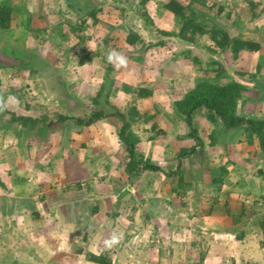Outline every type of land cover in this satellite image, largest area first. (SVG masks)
Here are the masks:
<instances>
[{"label": "rangeland", "instance_id": "rangeland-1", "mask_svg": "<svg viewBox=\"0 0 264 264\" xmlns=\"http://www.w3.org/2000/svg\"><path fill=\"white\" fill-rule=\"evenodd\" d=\"M168 1L13 0L21 8L17 19L28 18L30 25L0 31V101L31 117L54 119L61 112L86 119L99 109L107 116L80 128L79 134L87 132L80 142L76 120L65 121L66 129L46 128L0 111V172L16 185L0 186L8 191L0 204L18 203L0 213V264H92L91 253L109 264H264V153L258 139L224 129L203 107L199 112L216 130L194 120L202 143L178 156L196 141L174 106L200 78H230L249 86L238 113L264 118V0H252V8L249 0L192 3L202 20L230 37L259 42L258 50L241 49L235 57L215 46L207 31L191 42L167 34L178 31L164 7ZM89 9L97 11L96 22ZM128 32L138 37L135 44L126 42ZM11 48L20 55H11ZM188 49L192 54L185 58ZM110 51L126 57V66L118 67L115 56L109 62ZM82 56L89 58L80 64ZM254 81L262 87L250 86ZM136 88L151 93L140 96ZM132 105L141 114L131 124L137 151L160 171L126 170L117 134L121 120L112 114L127 115ZM177 165L180 172L169 175ZM17 173L22 176L16 182ZM182 182L186 190L179 189ZM82 189L87 194L75 204ZM114 235L119 242L109 246Z\"/></svg>", "mask_w": 264, "mask_h": 264}, {"label": "trees", "instance_id": "trees-1", "mask_svg": "<svg viewBox=\"0 0 264 264\" xmlns=\"http://www.w3.org/2000/svg\"><path fill=\"white\" fill-rule=\"evenodd\" d=\"M148 0H140L142 6ZM191 3L186 6L181 5L176 0H169L165 4V8L170 10L176 18L178 24L177 32H166L167 34H177L180 39L191 42L194 41V36L199 33L208 32L210 38L213 40L215 46L219 47L221 50H227L228 48L233 52L234 57L237 52L241 49L245 50H258L259 42L254 39H245L241 35L236 37H230L229 34L221 27H214L213 24L210 25L207 21L202 20L198 15V11L193 9L192 3L196 2L201 4L205 0H190ZM252 0L248 1L250 8L254 6ZM81 9V8H80ZM20 6L13 3V0H0V31L2 32H12L15 28H29L30 20L27 18L26 22L21 18L17 19V14L20 12ZM222 7L219 6L218 11H221ZM88 16L92 18L94 22L97 21L95 9H89L86 11ZM145 15V18L148 17L146 11L142 15ZM257 13L252 12L251 16H256ZM135 33L128 32L126 35V42L129 44H135L137 41ZM1 40V39H0ZM2 41V40H1ZM107 42V39H105ZM7 44V43H6ZM8 46V45H4ZM9 49V46H8ZM12 50V48H11ZM10 54L18 57L20 54L15 51H10ZM183 56L186 58L189 55L191 56L192 51L190 49L182 51ZM89 57L82 56L79 59V63H85ZM193 62L199 64L200 60L198 57H193ZM216 64V61H212ZM1 66V65H0ZM262 64L257 65V72L260 73ZM220 74L225 75V71L220 72ZM104 84V83H103ZM103 84L101 87H103ZM253 88H261L262 85L260 82L249 83ZM122 87L126 91L132 90L131 86L123 84ZM249 86L245 83L237 82L228 78L225 83H219L214 79L209 78H200L195 85L188 89L180 99L174 101V106L177 109L178 115L183 116L186 124L190 128L188 136H191L195 139V144L189 147L188 149H182L179 152L178 156L194 153L197 146L202 143L201 137L197 134L196 128L193 126L192 119L193 113L201 108H206L213 118L217 117L221 122V125L224 126L226 130H237L242 129L246 134V139L252 141L253 138L258 139L260 148L264 153V118L256 117H246L238 113V106L240 98L243 91H246ZM264 89V88H263ZM101 90V89H100ZM98 91L95 97L93 98L95 103L99 102V98L102 96V91ZM134 92L138 93L140 96H147L151 92L143 89L136 88ZM263 95V96H262ZM261 96L264 97V90L261 91ZM250 99L249 97H247ZM0 111H4L11 115V120L15 122H20L24 125L35 126L41 123V126L46 128L55 127L56 125H61L67 120H76L78 126H88L94 123L97 120H100L103 117H106L107 114L101 109L93 111L90 117L84 119L80 117H73L70 114L66 113H57L56 118L49 119L48 116L42 117H31L24 115H17L14 111L10 110L7 105L0 101ZM112 115L117 116L121 120V126L118 129V137L120 138V149L127 156L126 161V170L130 173H137L139 169L150 170V171H160L161 167L155 162L144 159L142 154L137 151V143L139 137L131 129V124L136 120V118L141 119V114L136 110L135 106H130V112L126 115L122 111L113 113ZM146 118H153V114H148ZM137 119V120H138ZM218 140V139H217ZM179 165V164H178ZM177 168L173 171L168 172V174L173 175L177 172H180ZM180 179V178H179ZM217 180V179H216ZM181 182V181H180ZM186 183L182 182L179 186V189L186 190ZM89 260L97 264H109V260L105 259L102 255L89 254Z\"/></svg>", "mask_w": 264, "mask_h": 264}, {"label": "crops", "instance_id": "crops-1", "mask_svg": "<svg viewBox=\"0 0 264 264\" xmlns=\"http://www.w3.org/2000/svg\"><path fill=\"white\" fill-rule=\"evenodd\" d=\"M126 92H128L129 93V91H126ZM178 99H180V98H178ZM177 100V99H176ZM199 110H201V109H198L197 111H195L194 113H193V119H192V123L194 122V120H200V119H202V121H204V125L205 126H207L208 128H209V131H213V130H216V127L214 128L213 127V125H212V123H211V121L209 120V119H207V117L209 116L208 114H202V113H200L199 112ZM244 110H246V109H244ZM196 112H198L197 113V115L196 116H194L195 114H196ZM95 122L94 123H92L91 125L92 126H95ZM91 125H88V126H91ZM56 126H60V128L61 127H65V129H66V127L67 126H69L68 124H61V125H56ZM80 128H83V129H85V127L84 126H78L77 127V129H76V132H77V134H76V137H78L77 139L78 140H80V142H83L82 140H84L83 139V136H85V134L87 133H85V132H82L81 134H79V130H80ZM110 128V127H109ZM74 129V128H73ZM218 130H220L219 129V127H218ZM224 130V129H223ZM108 131H109V135H111V133H110V131H111V129H108ZM215 135H216V133H215ZM87 140L88 141H92L91 140V138H87ZM96 141H100V135H98L97 134V139H96ZM86 147H88V146H86ZM97 158L99 159V160H101V155H99V156H97ZM106 158H111V160H112V155H106ZM18 163V162H17ZM19 163L20 164H22V162L19 160ZM20 164H17L16 166L18 167ZM24 166V165H23ZM20 167V166H19ZM77 171H78V169H77ZM7 174V173H6ZM19 176H22V175H19V173H17V175H16V177H15V181L17 182V181H19L20 179H21V177H19ZM9 183L10 184H8V181H7V179L5 178V177H3V175H2V173L0 172V186H5L6 188H10V187H12V188H16L15 186L16 185H13V180L11 179H9ZM5 187H4V189L3 188H0V196H2V195H4V194H8V191H6L5 190ZM10 193V192H9ZM87 194V191L86 190H80V191H78V193H77V195H76V197L74 198V203L75 204H77V203H79V202H81V196L83 195H86ZM63 198H67V195L64 193L63 195ZM18 204V203H17ZM17 204H13V202H12V204H4V203H2V204H0V213L2 214H5V213H8L9 211H12L14 208H16V205ZM22 204V203H21ZM28 207L31 209L32 208V206H31V203H30V201H29V204H28ZM97 207H94L93 209H96ZM0 214V221H3V219H4V217L2 216ZM34 214H36V213H34ZM40 217H41V215H40ZM31 219V218H30ZM2 224H3V222H2ZM4 225V224H3ZM36 229V228H35ZM90 261V260H89ZM90 263H92V264H97V263H94V262H92V261H90Z\"/></svg>", "mask_w": 264, "mask_h": 264}, {"label": "clouds", "instance_id": "clouds-1", "mask_svg": "<svg viewBox=\"0 0 264 264\" xmlns=\"http://www.w3.org/2000/svg\"><path fill=\"white\" fill-rule=\"evenodd\" d=\"M115 56V59L118 61V64L117 66H126L127 64V58L124 57L123 55H119V54H116L114 51H110L109 54H108V60L109 62H112L113 58ZM119 242V238L116 237L115 235L112 237V240L109 241V246H111L112 244H115V243H118Z\"/></svg>", "mask_w": 264, "mask_h": 264}]
</instances>
